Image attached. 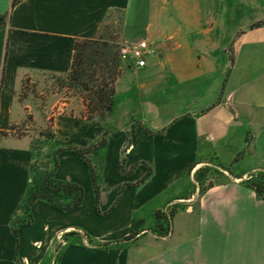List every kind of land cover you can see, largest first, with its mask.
I'll return each mask as SVG.
<instances>
[{
  "label": "crops",
  "instance_id": "obj_1",
  "mask_svg": "<svg viewBox=\"0 0 264 264\" xmlns=\"http://www.w3.org/2000/svg\"><path fill=\"white\" fill-rule=\"evenodd\" d=\"M13 1L0 0V264H264V200L246 183L264 172V0ZM108 27L154 49L141 69L123 62L109 118L57 115L42 149L12 137L25 79L68 74L75 40ZM103 137L91 155L101 212L89 166L62 152L56 176L81 183L85 202L36 201L16 256L32 162ZM159 210L174 211L168 234L152 229Z\"/></svg>",
  "mask_w": 264,
  "mask_h": 264
},
{
  "label": "trees",
  "instance_id": "obj_2",
  "mask_svg": "<svg viewBox=\"0 0 264 264\" xmlns=\"http://www.w3.org/2000/svg\"><path fill=\"white\" fill-rule=\"evenodd\" d=\"M19 0L13 1V6ZM259 21L254 26L263 25ZM74 59L71 71L66 75H58L59 83L79 95L84 100V114L90 121H105L113 112L116 95V82L123 70V62L120 57V44L116 41H105L101 38L76 39L74 46ZM8 55V44L5 53V61ZM23 82L25 88L26 82ZM17 125H12L10 130L14 131ZM7 134L6 132L3 135ZM107 132H105L106 136ZM47 141L55 138L53 131L43 133ZM107 139L103 137L100 141L83 146H62L59 147L51 159L40 161L35 159L31 164L33 177L27 196L22 201L19 210L12 222L13 232L17 237L16 256H18L20 237L18 225L21 223H32L33 214L31 208L38 200H44L63 211H70L83 205L86 198L85 187L76 181L60 179L56 176L59 166V155L65 151H73L78 154L89 166L91 178L96 194V207L99 212L101 188L98 178V171L93 164L91 155L96 154L100 147L106 145ZM124 165V160H123ZM148 172L138 182L141 184L150 177ZM247 185L252 188L259 198L264 200V172L253 179L247 180ZM119 200V199H118ZM163 211L155 213V226L152 228L159 234H168L171 230L172 216ZM136 227V223L133 227Z\"/></svg>",
  "mask_w": 264,
  "mask_h": 264
},
{
  "label": "rangeland",
  "instance_id": "obj_3",
  "mask_svg": "<svg viewBox=\"0 0 264 264\" xmlns=\"http://www.w3.org/2000/svg\"><path fill=\"white\" fill-rule=\"evenodd\" d=\"M252 15V12H250ZM124 62V61H122ZM21 100L25 107V118L19 121L17 128L10 131L14 138L31 140L33 147L43 148L49 145L43 133L53 131L54 118L60 114H82V101L79 95H74L66 87H62L56 76H34L27 80L25 88L21 90ZM4 136H7L5 134ZM41 155V156H40ZM40 161L47 159L39 153ZM94 199V198H93ZM94 200L88 199V205ZM147 210L143 209V214Z\"/></svg>",
  "mask_w": 264,
  "mask_h": 264
},
{
  "label": "built area",
  "instance_id": "obj_4",
  "mask_svg": "<svg viewBox=\"0 0 264 264\" xmlns=\"http://www.w3.org/2000/svg\"><path fill=\"white\" fill-rule=\"evenodd\" d=\"M153 52L154 49H152L146 40L120 44V57L122 61L132 64L137 69H141L147 65L148 56ZM249 179H252V177ZM168 212L170 213L171 210H168Z\"/></svg>",
  "mask_w": 264,
  "mask_h": 264
},
{
  "label": "water",
  "instance_id": "obj_5",
  "mask_svg": "<svg viewBox=\"0 0 264 264\" xmlns=\"http://www.w3.org/2000/svg\"><path fill=\"white\" fill-rule=\"evenodd\" d=\"M102 40H105V41H113V37L111 35V30L110 28L108 27L107 28V31L105 32V34L101 37Z\"/></svg>",
  "mask_w": 264,
  "mask_h": 264
}]
</instances>
